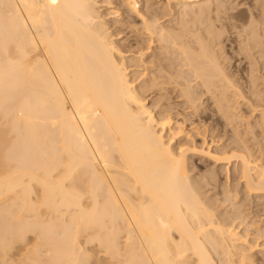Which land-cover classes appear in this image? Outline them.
I'll return each mask as SVG.
<instances>
[{
	"label": "bare ground",
	"instance_id": "obj_1",
	"mask_svg": "<svg viewBox=\"0 0 264 264\" xmlns=\"http://www.w3.org/2000/svg\"><path fill=\"white\" fill-rule=\"evenodd\" d=\"M122 1L141 23L125 52L97 0H0V264H264V164L244 146L182 144L186 112L206 95L227 126L245 116L220 37L193 21L226 0ZM190 151L234 165L259 204L218 213L190 176Z\"/></svg>",
	"mask_w": 264,
	"mask_h": 264
},
{
	"label": "rangeland",
	"instance_id": "obj_2",
	"mask_svg": "<svg viewBox=\"0 0 264 264\" xmlns=\"http://www.w3.org/2000/svg\"><path fill=\"white\" fill-rule=\"evenodd\" d=\"M157 1H162L161 4H165L166 1L164 2V0H157ZM230 1V2H229ZM98 4H97V7L100 11V13L103 15L104 13V17L106 15L107 19L106 21H109L107 23L108 24V28H111L110 29V33L114 34V38L113 40L116 41L117 44H120L118 47L121 48L122 51H127V46L129 45L130 42H134L136 41L137 38H139V36L137 35V32L135 29H141V23L140 21H137L136 23L132 22V20L134 19V14L132 16V13L129 9H127L126 5H125V2L123 4V1L122 0H97ZM108 2H111V4L113 5H109L110 3ZM108 3V4H107ZM256 3V4H255ZM260 4V5H259ZM264 0H226L225 1V7H222V8H219V9H214L216 7H213L211 11H209V14H206L203 18L202 17H199V18H195L193 19L194 23L196 24V27L195 29H199L201 32H203L204 36H206L207 38H210L209 35L207 34L209 31H211L212 33H215L214 36H217V37H220V41H219V46L222 44L224 45L223 48L225 49L224 52H227V53H224L225 55H223L222 57H225L227 60L231 59L229 62L226 61V65L228 66L229 71L230 73H234V81L236 83H238V85L240 84V86L242 87H239L241 90L243 89V92L242 91V97L239 98V102L241 101V106L239 108V111L241 113V115H245L243 116L244 119H251L250 121L248 120H245V122L243 121V124H242V120L244 119H240L239 121L241 123H239V121L236 123V128L239 129L238 133H241V135L236 132V128L234 127L235 124H231L227 126V122H224V118L222 120L221 118V114L218 113V111L216 110V100L208 97L207 95L204 96L203 95V90L202 89H196L195 90V98L196 96H198V99L200 97V99L203 97L202 99V103L199 104V111L198 113H195L194 115L192 113H190L191 110H187V116H186V119H187V123H186V129H188L186 131V133H188L189 135L186 134L185 137H183L182 141V144L185 145L186 147L188 148H201L202 146L203 147H207L208 145L209 146H212L214 148V150L216 149V147L219 146V144H216L217 142L220 143L221 145V148L223 147H229L228 148H233V147H236V148H241V149H245V148H248V150L253 153L252 151H254V153L256 155H254V160H257V163L260 162V164H264V124H263V119L260 120V118H263V117H260L262 116L263 114L262 113V110L264 109V100H263V97H264ZM124 5V6H123ZM258 7H257V6ZM117 6V7H116ZM110 7V8H109ZM124 7V8H123ZM254 7V8H253ZM257 7V8H256ZM120 11H118V10ZM221 9V10H220ZM127 10V11H126ZM129 10V11H128ZM113 11H118L120 13H117V12H113ZM199 11V10H198ZM215 11V12H213ZM218 11V12H217ZM111 12V13H110ZM113 12V13H112ZM212 12V13H210ZM217 12V13H216ZM231 12V13H230ZM114 14L113 16L109 15V14ZM117 13V14H115ZM121 16H119V15ZM210 14H211V17H210ZM116 15V16H115ZM209 15V16H208ZM251 15V16H250ZM115 16V17H114ZM105 17V18H106ZM124 17V18H123ZM128 19V18H130ZM206 17V18H205ZM209 17V18H208ZM233 17V18H232ZM260 17V18H259ZM255 18V19H254ZM260 19V22L258 21V19ZM168 19V18H167ZM171 19V17H170ZM169 19V20H170ZM203 19H206L207 21L203 20ZM209 19V20H208ZM257 19V20H256ZM263 19V20H262ZM122 20V21H121ZM124 20V21H123ZM200 20V21H199ZM119 21V22H118ZM129 23H128V22ZM198 21L200 23H198ZM202 21V23H201ZM212 21V22H211ZM121 22V23H120ZM205 22V23H204ZM210 22V23H209ZM214 22V23H213ZM263 22V23H262ZM117 23V24H116ZM129 24V25H126V24ZM131 23V24H130ZM133 23V24H132ZM213 23V24H212ZM251 23V24H250ZM261 23V24H260ZM121 24V25H120ZM122 24H123V27H122ZM134 24H136V28L133 29L134 27ZM139 26H138V25ZM194 24V25H195ZM200 24V25H199ZM203 24V25H202ZM192 25V26H194ZM199 25V26H197ZM208 25V26H207ZM213 27H212V26ZM114 26V27H113ZM257 26V27H256ZM133 27V28H132ZM138 27V28H137ZM201 27V28H200ZM203 27V28H202ZM207 27V28H205ZM211 29H210V28ZM248 27V29H247ZM253 27V28H252ZM113 28V29H112ZM238 28V30H237ZM250 28V29H249ZM256 28V29H255ZM133 29V30H132ZM202 29V30H201ZM213 29V31H212ZM216 29V30H215ZM244 29H246L244 31ZM253 29V30H252ZM115 30V31H114ZM205 30V31H204ZM248 30V31H247ZM252 30V31H251ZM262 30V31H261ZM119 31V32H118ZM215 31V32H214ZM235 33H234V32ZM251 31V32H250ZM257 31V32H256ZM237 32V33H236ZM247 32V33H246ZM206 33V34H205ZM217 33V35H216ZM221 33V34H219ZM255 33V34H253ZM119 34V35H118ZM242 34V35H241ZM253 34V35H252ZM260 34V35H259ZM131 35V36H130ZM222 35V36H221ZM245 35V36H244ZM247 35H249L247 37ZM238 36V37H237ZM240 36V37H239ZM251 36V37H250ZM260 36V37H259ZM227 37V38H226ZM241 37H244L243 39ZM231 38V39H230ZM128 39V40H127ZM241 39V40H239ZM247 39V41H246ZM249 39V40H248ZM251 39V40H250ZM263 39V40H261ZM229 40V41H228ZM244 40V41H243ZM127 41V42H126ZM223 43H222V42ZM235 41V42H234ZM239 41V42H238ZM250 41V42H249ZM258 41V42H257ZM261 41V42H260ZM245 42V43H244ZM247 42V43H246ZM257 42V43H256ZM149 41H147V45H148ZM241 43V44H240ZM245 44V45H242ZM254 43V44H253ZM116 44V45H117ZM221 45V47H222ZM253 45V46H252ZM262 45V46H261ZM159 44H155V46L153 47L155 50H154V56H157V54L160 52L158 49H159ZM242 46V47H241ZM252 48H251V47ZM255 46V47H254ZM235 47V48H234ZM241 47V48H240ZM245 50H244V48ZM261 47V48H260ZM220 47H218L217 49H219ZM248 48V49H247ZM250 48V49H249ZM257 48L260 50L258 51ZM263 48V51H261V49ZM240 49V50H239ZM256 50L255 52L253 50ZM252 50L254 52V55L252 54L253 52H250ZM258 51V52H257ZM242 52V53H241ZM263 52V53H262ZM238 53V54H237ZM241 53V54H240ZM244 53V54H243ZM247 53V54H246ZM251 53V54H249ZM260 53V54H259ZM261 53H262V56H261ZM228 54V55H227ZM259 55V56H256ZM248 55V57L246 56ZM251 55V56H250ZM133 54L130 53V57H126V64L127 65H130L129 61L131 62L130 59L133 58ZM227 56V57H226ZM242 56V57H241ZM253 58V59H250V57ZM253 56V57H252ZM248 59H246V58ZM260 57V59L258 58ZM263 57V59L261 58ZM224 58V59H225ZM257 59V60H256ZM262 59V60H261ZM129 60V61H128ZM255 60V61H258L257 64H255L256 62L255 61H252ZM261 60V61H259ZM233 61V62H232ZM251 61V62H250ZM249 62V63H248ZM231 63V64H230ZM253 63V64H252ZM250 64H251V67H250ZM231 65V66H230ZM248 65V66H247ZM252 65H254L252 67ZM257 65V66H256ZM236 67V68H235ZM258 67V68H257ZM252 68L254 69L252 71ZM243 69V70H242ZM243 71V72H242ZM248 71V72H247ZM249 71L250 73H253L256 74V77L255 75L252 76V78L249 79ZM241 72V73H240ZM236 73V74H235ZM244 73V76H242ZM240 76V77H239ZM245 76L247 78V81L245 79ZM248 76V77H247ZM244 78L243 80H240L242 78ZM250 77H251V74H250ZM258 77V78H257ZM236 79V80H235ZM252 79V80H251ZM256 79V80H255ZM261 79V80H259ZM259 80V82H258ZM251 81V82H250ZM257 81V82H256ZM251 83V85H250ZM257 83V84H255ZM245 86H244V85ZM254 84V85H253ZM256 85V86H255ZM252 87V88H251ZM253 88H254V93H253ZM257 88V89H256ZM202 90V91H201ZM200 91V93H198ZM258 91V92H257ZM244 93V94H243ZM252 93V95H251ZM257 93V94H256ZM260 93V94H259ZM254 95H257L256 97ZM259 95V96H258ZM206 97V98H205ZM243 97L245 100H243ZM258 97V98H257ZM212 100H210V99ZM257 98V99H256ZM262 98V100H261ZM197 99V98H196ZM242 99V100H241ZM249 99V100H248ZM177 100V99H176ZM174 100L173 103H177L179 104L180 101H176ZM214 100V101H213ZM261 100V101H259ZM201 101V100H200ZM250 102V103H246V102ZM152 102V101H151ZM150 102V103H151ZM263 102V103H261ZM175 103V104H176ZM199 103V102H198ZM204 103V104H203ZM253 103V106L252 108L250 107ZM258 103V104H257ZM257 104V105H256ZM262 104V105H261ZM185 103H182V106H184ZM202 105V106H201ZM204 105V106H203ZM215 108H214V106ZM261 106L260 108H257L256 110V107H259ZM242 107V108H241ZM254 107V108H253ZM205 110H204V109ZM245 108V109H244ZM182 109L181 107L179 108V110ZM251 109V110H250ZM252 109L254 111H252ZM258 109H260V113L258 112ZM243 111V112H242ZM193 112V110L191 111ZM210 112V113H209ZM249 112V113H248ZM252 112V113H251ZM189 113V114H188ZM201 113V114H200ZM218 113V114H217ZM192 114V115H191ZM198 114V115H197ZM210 114V115H209ZM217 114V115H216ZM221 116H220V115ZM248 114V115H247ZM253 114V115H252ZM196 115V116H195ZM194 118H192V117ZM248 116V117H247ZM253 116V117H252ZM258 116V117H257ZM197 117V119H196ZM206 117V118H205ZM220 117V118H219ZM252 117V118H251ZM192 119V120H191ZM194 119V120H193ZM199 119V120H198ZM226 121V120H225ZM254 123H252V122ZM261 123H260V122ZM192 122V123H190ZM250 122V126L246 127V125H248V123ZM257 122V123H256ZM197 123V124H196ZM226 123V124H225ZM211 124V125H210ZM245 124V125H244ZM262 124V125H261ZM192 125V126H191ZM196 128H195V126ZM223 125V126H222ZM242 127H240V126ZM259 125V126H258ZM190 126L191 128H188ZM198 126V127H197ZM233 126V127H232ZM254 128H253V127ZM257 126V127H256ZM263 126V127H262ZM193 127V128H192ZM207 128V130L205 131L204 128ZM228 127V128H227ZM232 127V128H231ZM250 127L251 130L253 129V131L250 130ZM262 127V128H260ZM195 128V130H194ZM197 128H200L199 130ZM235 128V129H233ZM242 128V129H240ZM244 128V130H243ZM249 130H248V129ZM256 128V129H255ZM247 129V132H245V130ZM194 130V131H192ZM232 130V131H231ZM202 131V133H201ZM240 131H244V133L248 134L249 135H246ZM199 132V133H198ZM258 133V134H257ZM212 134H213V137H212ZM218 134V135H217ZM243 134V135H242ZM255 134V135H254ZM260 134V135H259ZM246 135V136H245ZM192 138H191V137ZM261 136V137H260ZM187 137V138H186ZM189 137L191 138L190 140ZM216 137V138H215ZM236 137V138H235ZM244 137H246L244 140ZM205 138V139H204ZM242 138V139H241ZM255 138V140L253 139ZM192 140V141H191ZM205 140V141H203ZM223 140V142H222ZM234 141V142H233ZM250 143H249V142ZM257 141V142H256ZM187 142V143H186ZM212 144H211V143ZM214 142V143H213ZM241 142H244L242 144H240ZM205 143V144H204ZM249 143V144H248ZM239 144V145H238ZM247 144V145H246ZM255 144V145H254ZM214 145V146H213ZM241 145V146H240ZM177 146V144H175V147ZM190 146V147H189ZM198 146V147H197ZM244 146V147H242ZM259 146V147H258ZM255 147V148H254ZM258 147V148H257ZM250 148V149H249ZM254 148V149H252ZM257 149V151H256ZM260 150V151H259ZM260 152V153H257V152ZM193 153V154H192ZM262 153V154H261ZM198 154V155H197ZM261 154V155H260ZM263 155V156H262ZM260 158V159H258ZM188 166H189V170H190V176L193 180L194 183H196L200 188V192H202V196L204 199H206V201H210V203H212L213 201V204L216 203V207H217V210L219 209L218 213L220 212L222 215L224 214L225 217H232L233 215L232 214H237L238 213V210L240 209H247L250 207V206H254L255 203H257V201H253L251 199V197H248L245 193H243L244 191H242L243 189L241 188L242 186L241 185H238L237 182H234V165L230 167V172H228V170L226 169L227 166L225 165H216L210 158H208L206 155H202L200 154L199 152H194V151H190L189 154H188ZM262 160V161H261ZM192 164V165H191ZM221 173H220V171ZM211 172V173H209ZM228 172V174H227ZM219 173V174H218ZM207 175V176H206ZM214 175V177H213ZM231 176V180H227L228 176ZM215 178V179H213ZM204 179V180H203ZM206 180V181H205ZM222 180V181H221ZM218 182V183H217ZM228 184H227V183ZM200 184V185H199ZM204 185V186H203ZM217 185V186H216ZM228 185V187L226 186ZM239 187H238V186ZM209 186V187H208ZM232 186V187H231ZM215 187V188H214ZM232 188L233 191L235 190H239V191H242L241 193L243 194H239V197L238 199L240 200H234L236 201L235 203L232 202V199H228V195L229 193L227 194V190ZM235 188V189H234ZM212 189V190H210ZM242 189V190H241ZM207 191V192H206ZM211 192V193H210ZM206 194V195H205ZM232 194V193H231ZM211 195V196H210ZM225 195V196H224ZM233 195V194H232ZM230 195V196H232ZM219 196V197H218ZM245 196V198H244ZM207 197V198H206ZM243 197V199H242ZM247 197V198H246ZM212 198V199H211ZM214 198V199H213ZM219 198V199H218ZM228 200V203H227V200ZM231 198V197H230ZM223 199V200H222ZM245 199V200H244ZM225 200V201H224ZM250 200V201H249ZM264 200V198H263ZM212 201V202H211ZM218 201V202H217ZM231 201V202H230ZM240 201V202H239ZM253 201V202H252ZM244 202V203H243ZM246 202V203H245ZM233 203V205L231 204ZM242 203L243 205H240ZM251 205H248L250 204ZM254 203V204H253ZM259 203L261 204L259 206V210L263 209V214H264V208H262V205L264 207V201H260L259 200ZM257 203V204H259ZM263 203V204H262ZM218 204H220L219 207ZM226 204V205H225ZM230 204V205H229ZM236 204H237V208H236ZM247 204V205H246ZM257 204H255V206H257ZM235 205V206H234ZM246 205V206H245ZM230 207V208H229ZM243 207V208H241ZM261 207V208H260ZM240 208V209H239ZM223 209V210H222ZM232 209V210H231ZM229 210V211H228ZM237 210V211H236ZM234 211V212H233ZM236 211V212H235ZM229 214V216H228ZM231 214V215H230ZM262 214V213H261ZM263 214H262V220L263 219ZM252 219L249 217V220ZM254 219H252L253 221ZM257 220V219H255ZM260 220V219H258ZM30 241V240H29ZM16 259H18V257H16Z\"/></svg>",
	"mask_w": 264,
	"mask_h": 264
}]
</instances>
